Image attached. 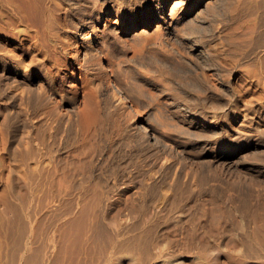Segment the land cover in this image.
Returning <instances> with one entry per match:
<instances>
[{
    "label": "bare ground",
    "instance_id": "1",
    "mask_svg": "<svg viewBox=\"0 0 264 264\" xmlns=\"http://www.w3.org/2000/svg\"><path fill=\"white\" fill-rule=\"evenodd\" d=\"M15 1L0 0V24L25 32L13 43L0 33V165L11 172L0 199L12 225L10 196L35 199L37 240H50L23 264H58L65 253L84 264L82 254L115 245L150 252L168 230L150 222L181 221L195 188L212 220L213 188H235L241 170L264 177V0ZM65 71L74 83L61 91L55 73ZM114 194L134 213L126 238L101 221ZM261 199L232 202L254 222L251 235H264Z\"/></svg>",
    "mask_w": 264,
    "mask_h": 264
},
{
    "label": "rangeland",
    "instance_id": "2",
    "mask_svg": "<svg viewBox=\"0 0 264 264\" xmlns=\"http://www.w3.org/2000/svg\"><path fill=\"white\" fill-rule=\"evenodd\" d=\"M15 2H18V0L15 1ZM16 4L18 5V3H16ZM32 20L33 19L31 18V21ZM29 21H30V18H29ZM16 24H19V20H17V22L15 23V25ZM10 26L11 25H3V24L1 25L0 24V27H1L0 33L2 35H7L8 38L7 37L6 38H7V40L10 43H13L12 38H11L12 36H17V37H21V38L24 37V33H25L24 31L23 32L20 31L21 29H19V31H16V30H18V28H21V26L20 27H18L17 25L15 26L16 28L14 29V31H16V33L13 32L12 30L11 31L10 30L8 31V29H12V27H10ZM8 27H10V28H8ZM5 28H6V30H5ZM3 29H4V32H3ZM11 32L14 35L11 34ZM49 50L51 51V47H49ZM70 73L71 72H66V71L65 72H61V73H58V72L55 73V79H56V82H57V86H58V88H60L61 91H64L67 88L69 89L70 87H72V84L74 83V81L71 79V74ZM2 129H3V127L0 125V130H1L0 132L1 133L3 132ZM1 139L2 138H0V148L2 147V145L4 143L3 140L1 141ZM1 142H3V143H1ZM116 142L114 141V143H116ZM7 166H8V164H7ZM2 168L3 167L0 165V194H2V192H3L2 189L5 188V184H6L7 180L9 178H11V172L8 173L7 171H5V170H7V168H3V170H2ZM241 172H242V170H241ZM241 172H240L241 177L239 178V180H237V182L239 183V185L237 183L238 186L236 185L235 188H232L229 191L226 188H213L214 189L213 192L216 193L215 194L216 199H217V203L216 204L218 206V208H216L217 206H215V209H214L215 212L214 213L216 215L215 216L216 218L214 217L212 219L213 221L210 219L212 217H208V215H205L204 216V215L201 214L202 208H205V207H203V205H200V204L203 201L202 200L203 199L202 197L205 196V195H199L200 193H198L197 192L198 191L197 188H195L194 192L191 193V196H190L189 200L188 201L185 200L184 203H183L184 205L182 204V206H181L182 209H183L182 211H185V210L187 211V212L185 211L187 215H184L183 214V216L185 217V219L183 217V219L181 221H177V217H175V215L177 213H175V214L172 213L171 214L172 215L171 216L172 218L171 217L169 219L164 218L165 219L164 220L163 217H162L161 221H158V222H156V221L152 222L151 221L150 222L152 224L153 228L156 226L157 229L158 228H161V227H163L162 228L163 230L164 229H168L166 231H163L164 235H163V233L161 234L160 232H158L157 234L155 233L156 235H154V238H153V241H152L153 243H150L152 246L150 245L151 247L149 248V251L150 250H152V251H150V252H148V251L144 252V251H142L140 249H138V250L137 249H134V251H132L133 249H130V250L124 249L125 247L122 248V249H118L116 247V245L114 244L115 246H113V247H115V248L109 247V248H107L108 251L105 249L106 252L103 249L102 250L97 249V251L100 254L98 252H95L94 255H96V256H93L92 258H91V256H87V254H85L86 257L82 254L81 255V258H80V261L83 259L81 262L82 263L84 262V264H93L95 259H96V263H98V264H264V235H262V236H261V234L260 235L259 234L251 235L250 234V229H251L252 225H254V222L252 220H248V215L247 214L244 217V214L241 213L239 211V209L236 207L237 205L235 206V205L232 204V202L234 200V201H236L235 203L238 204V206H240V208L241 207L243 208L245 204L251 205V203H253L251 206H255V207H258L259 206L260 207V203L262 202V199H261L262 196H263V199H264V177H258V178L257 177H246L245 176L246 174L244 175L245 171L243 170V173L242 174H241ZM243 177H245V178H243ZM241 180H243V181H241ZM243 187H245V188H243ZM210 189L211 188H208L207 189L208 192L210 191L208 194H210L211 191H212V189L211 190ZM204 190L206 191V189H204ZM196 192H197V194H196ZM220 192H222L225 195H222V193H220ZM113 193H114V191L112 192V194ZM206 196H208V195L206 194ZM28 197L29 196L27 195L25 198H28ZM17 198L18 197L14 198L13 195L10 196V200H12V202L14 204L17 203L19 205L17 207L18 208V211H19L18 214H20L19 215V222L18 223L21 225V227L23 226L22 229H21L23 232L20 230V228L18 226L19 225L18 223L15 224V225L14 224L12 225V223L10 222V218H11L10 215H11V213L6 210V208L4 207L5 206L4 203L0 199L1 200L0 201V214H1L0 215L1 216L0 217V227L2 226V228H0V264H9V263H12V264H14V263L15 264H23V260L21 259L23 256L28 255V254H31V253L37 255L36 252L34 253L35 250L37 251V249H36L37 246L40 243H42V241L44 239L45 240L43 241V243H46L45 241H50L47 238V236L46 237L42 236L41 238H39L40 239V242H39V240H37V232H36L37 231L36 230L37 229V206H36L37 205V202H36V200L33 199L32 197L30 198V200L28 198L27 200H25L26 201V204H25L24 200H22L20 198L17 199ZM192 198H194L195 201ZM111 199H112L110 201V202H112L111 205L114 207L115 204H116V202H117L116 195L114 194L113 197H111ZM21 201L24 202V203H22ZM27 202L29 203V205H28ZM34 202H36V205L33 204ZM32 204L34 206H32ZM228 205L230 207H228ZM207 206H208V204H207ZM34 207H36L35 210H31ZM113 207H111L110 205H107L106 207H104L105 217H103L102 218L103 220L101 219V221L104 222L105 225L107 226V228L110 231H112V232H115V230H117L116 228H118V227H125L126 234H125V236H124V234L122 236L126 238L127 236H130V234H131V232H130V234L128 233V231H129L128 229L130 228V225L132 224V221H133V218H132L133 216H131V215H133L134 213L131 214V212L129 211L130 208L128 209L127 207L124 208L125 210L122 209L123 212H121L118 209V206L117 207L115 206L117 209L116 208H113ZM186 207H189V208H186ZM20 208H21V210H20ZM197 208H198L199 211L197 210ZM230 208H232L233 210L230 209ZM24 209L26 210V212L24 211ZM194 209L196 211H194ZM22 210H23V212H22ZM33 211H35L36 214ZM114 211H115V213H114ZM191 211L193 212V214H191L192 213ZM2 212L3 213L5 212L6 214L5 213L2 214ZM29 212H30V215H29ZM119 212H120V215H119ZM196 212H198V213H196ZM23 213H24V215H23ZM217 213H218V215H217ZM7 214H8V216H6ZM21 214H22V216H21ZM26 214H27V216H26ZM31 214L33 216L35 215V217H34L35 219L33 218V216ZM124 214H126V216ZM127 214H129V215L127 216ZM194 214H196V215H194ZM198 214H200V215L197 216ZM219 214H220V216H219ZM115 215H116V217H115ZM195 216H197V217H195ZM20 217H22V218H20ZM110 217L112 219H110ZM121 218H122V221H121ZM192 218H194V219H192ZM20 219L21 220L24 219V220H22V222H21ZM119 219H120L121 223H120V221H118ZM65 220H67V219H64L63 221H65ZM23 221L25 222V224H27V223L28 224L27 225H22V223L24 224ZM124 222L125 223L127 222V223L125 224ZM252 222H253V224H252ZM176 223H177V225H176ZM181 223H183V224H181ZM208 223H209V225H207ZM127 224H128V226H127ZM108 225H109L110 228L108 227ZM172 225H174V226H172ZM9 226H10V228H9ZM25 226L26 227L29 226V227H27L28 230L25 229L26 228ZM199 226H201L202 228L199 227ZM156 227L154 229H156ZM11 228L13 230H11ZM177 228L178 229L180 228L179 231H178ZM186 228H187V230L189 229L188 232H194V237L192 236L193 238L191 237L189 239V237L186 236V233H184V232H187ZM252 228L254 229L255 227H252ZM3 230H4V232H3ZM9 231L11 233L13 231V233L10 234ZM26 231H27V233H26ZM168 231H169V233H168ZM19 233L20 234L23 233L22 234L23 235V238H20L22 235H19L18 236ZM127 233H128V235H127ZM245 233H246V235H245ZM13 234H16V235H13ZM29 234H31V235H29ZM173 234L176 236V238L175 237L173 238V236H174ZM184 234H185V236H184ZM9 235H12L13 236V242L11 240H9V239H12L11 238L12 236L9 237ZM42 235H44V234H42ZM258 236L260 237V239H259ZM16 237H17V240H16ZM21 239H22V241H21ZM160 239H161V241H160ZM25 240H26V242H25ZM175 240L177 242H174ZM10 241L12 242V244L15 241H17L19 245L22 243L21 246L24 249V251H22L23 249L21 250L19 246L17 247V249L19 248L18 250L20 252H22L21 255H20L21 257L19 256V253L20 252L16 249V247H14V245L15 246L18 245L17 242L15 244L11 245L10 244L11 243ZM23 245H27V246H23ZM185 245H186V247H185ZM11 246L14 247L13 248L14 252H13L12 249H10ZM203 246H204V248H203ZM25 247L28 248L29 250L26 249ZM34 247H36V248H34ZM9 250H12V252H10ZM15 250H17L18 252L15 251ZM28 251H30V253ZM107 252L109 254H107ZM14 253H16V255H14ZM145 253H147V254H145ZM9 254H11V257L12 258L10 257ZM68 254L69 253H65V255L63 254L61 256V258L62 257H65V259L64 258L63 259L66 261L67 260V257L70 256ZM97 254H99L100 256L102 255L101 258H100L99 255H98L99 256L98 257ZM104 254H106V255H104ZM12 255L15 256V259L16 258L17 259L16 260H12L14 258ZM36 255H34V256H36ZM54 255H56V253L53 254V256ZM128 255H129V257H128ZM103 256H105V258ZM83 257H85L86 259L83 258ZM88 257H90L91 259H88ZM10 258H11V262L9 261ZM69 259L70 260L69 261L67 260L66 263H65L64 260L61 259L62 261H59V263L61 264V262H62V264H69L71 262V256L69 257ZM84 259H85V261H84ZM98 259H100V260H98ZM102 259H103V261H102ZM147 259H149V260H147ZM87 260H89V262L91 261L92 263H89V262L86 263ZM97 260H98V262H97ZM96 263H94V264H96ZM79 264H81V263L79 262Z\"/></svg>",
    "mask_w": 264,
    "mask_h": 264
}]
</instances>
